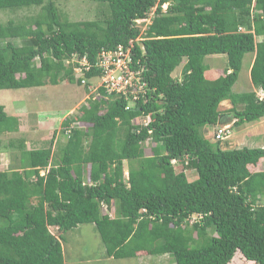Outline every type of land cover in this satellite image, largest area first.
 Returning <instances> with one entry per match:
<instances>
[{
	"label": "trees",
	"instance_id": "1",
	"mask_svg": "<svg viewBox=\"0 0 264 264\" xmlns=\"http://www.w3.org/2000/svg\"><path fill=\"white\" fill-rule=\"evenodd\" d=\"M99 1L102 17L71 21L52 0H0V10L41 6L0 23V89L81 83L66 63L74 53L87 56L93 78L99 52L135 40V21L155 9L133 50L146 94L131 101L102 89L62 122L56 151L53 131L49 146L23 147L0 170V264H65L62 233L85 223L118 259L144 250L176 264H228L239 253L264 264V170H250L264 161V147H233L206 133L226 113L237 126L264 118V0ZM248 52L255 89L234 92ZM213 54H225L227 67L209 77L205 57ZM18 125L0 103V135ZM194 215L201 218L191 222Z\"/></svg>",
	"mask_w": 264,
	"mask_h": 264
},
{
	"label": "rangeland",
	"instance_id": "2",
	"mask_svg": "<svg viewBox=\"0 0 264 264\" xmlns=\"http://www.w3.org/2000/svg\"><path fill=\"white\" fill-rule=\"evenodd\" d=\"M49 0H45L48 2ZM63 15L71 21L77 20H91L102 17L101 9L102 2L99 0H52ZM168 3H165L163 8L166 9ZM41 12V6H31L19 10L3 9L0 10V23L7 22L9 19L25 20L32 15ZM151 12H155L153 9ZM144 27V25H143ZM141 30V27H139ZM142 31V30H141ZM141 34V32L139 33ZM15 42L20 43L17 39ZM254 57V53L248 52L245 54L242 67L239 72L238 80L233 86L234 92H248L254 90L253 83L250 77V63ZM205 63L208 67L216 68L219 71L227 67V57L225 54H213L205 57ZM173 76L180 80L182 78V65L177 68ZM77 78H79L77 76ZM95 95L97 94V86L95 85ZM89 89L79 82H70L68 80H61L58 84L48 83L41 87L21 88V89H0V103L5 106L7 113L13 117L19 118V125L17 131L6 132L0 135V146L2 147L0 170L9 167L11 161L18 162L21 149H34L44 146H49L51 143L53 131H57L55 140L53 141V150H57L61 144L65 142V137L62 131V122L65 118L77 114L80 106L85 104L88 100ZM231 107L230 102L223 101L220 105L222 111H227ZM224 124L230 123L231 133L225 138L233 147H262V139H256L259 135L261 137V127L264 122H260L256 130L257 136L253 139L252 135L246 138L245 126H237L233 122L232 115L226 113ZM253 123V122H252ZM208 126L206 133L210 138L213 137L214 132L218 126ZM253 134V133H252ZM255 134V133H254ZM223 141V142H224ZM177 172L185 171V166L180 161L174 164ZM261 165L257 164L251 167L252 172L260 170ZM263 169V168H262ZM261 169V170H262ZM125 172H128V164L125 163ZM43 174L44 171H41ZM189 180L197 177V172L193 169H186ZM104 212L114 214V209L104 208ZM53 233L59 235L62 232L56 228L51 227ZM62 244L64 247V256L67 264H100L104 261L106 264H134L136 259H116L112 261L105 260L106 247L103 243L95 224L85 223L72 230L62 233ZM216 235V234H215ZM149 254L145 252V255ZM157 260H166V264H176L171 255L154 256ZM100 260V261H99ZM81 262V263H80ZM102 264V263H101ZM228 264H256L254 261L245 260L239 253H236L233 259Z\"/></svg>",
	"mask_w": 264,
	"mask_h": 264
},
{
	"label": "built area",
	"instance_id": "3",
	"mask_svg": "<svg viewBox=\"0 0 264 264\" xmlns=\"http://www.w3.org/2000/svg\"><path fill=\"white\" fill-rule=\"evenodd\" d=\"M154 13L150 12L148 17L137 19L135 21L137 27H141V34L130 43L125 45H119L115 49H102L97 57L96 67L100 73L93 78H87L85 72L90 71L92 65L87 56L80 57L79 54L74 53L66 60L67 65L72 66L73 70L81 79V84L89 89V95L87 99H96L102 96V89L110 95L123 96L127 100L138 99L141 94H146V82L143 81V71L145 70L140 65V60L136 61L138 67H135L134 48L135 42L140 41L144 32L149 28L152 23ZM144 25V27H143ZM240 30H243L240 28ZM95 85L97 86V94L95 95ZM258 97L264 98V92L259 90ZM128 108V106H127ZM232 125L230 123L222 124L218 126L214 132V137L218 139H224L231 133ZM173 164H176L175 159L172 160ZM201 217L194 215L191 222H195Z\"/></svg>",
	"mask_w": 264,
	"mask_h": 264
},
{
	"label": "crops",
	"instance_id": "4",
	"mask_svg": "<svg viewBox=\"0 0 264 264\" xmlns=\"http://www.w3.org/2000/svg\"><path fill=\"white\" fill-rule=\"evenodd\" d=\"M253 60H254V57L251 59V63L253 62ZM251 63H250V65H251ZM217 72H218V69H216V68H211L210 69V67H209V69H208V71H207V75H209V77H215L216 76V74H217ZM255 89V88H254ZM225 117H221V119H220V122L222 123V124H224V119ZM260 122L261 123H263L264 122V118L263 119H261V120H259V121H255V122H253V123H250L251 125H246L245 126V135H246V138L248 137V135H252V137H250L251 139H253L255 136H257V132H256V130H253L254 128H257L258 127V125L260 124ZM259 128H260V125H259ZM261 137L258 135L257 136V138L256 139H262V143H263V146L262 147H264V126H262L261 127ZM253 133V134H252ZM255 133V134H254ZM27 149H29V148H27ZM261 168H260V170L262 169V170H264V161L263 162H261ZM145 252L146 251H144V250H142V251H138L137 253H136V255L134 256V257H131V258H134V259H136L135 261H134V264H166L167 263V261L164 259V260H162V259H160V260H157V259H155L154 258V256H156V255H152V254H146L145 255ZM165 255H170V254H161V256H165ZM160 256V255H159ZM105 258V260H107V262L108 261H112V260H116V259H118V258H115L114 256H109L107 253H106V256L104 257ZM122 259V258H121ZM124 259H127V258H124ZM100 261V260H99ZM103 262L104 261H101V263L103 264ZM81 263V262H80ZM100 263V264H101ZM65 264H67V262H66V260H65ZM104 264H106V263H104Z\"/></svg>",
	"mask_w": 264,
	"mask_h": 264
},
{
	"label": "clouds",
	"instance_id": "5",
	"mask_svg": "<svg viewBox=\"0 0 264 264\" xmlns=\"http://www.w3.org/2000/svg\"><path fill=\"white\" fill-rule=\"evenodd\" d=\"M221 124H222V123H221ZM176 161H177V160H176ZM177 163H178V161H177ZM177 163H176V164H177ZM172 164H173V163H172ZM173 165H174V164H173Z\"/></svg>",
	"mask_w": 264,
	"mask_h": 264
},
{
	"label": "water",
	"instance_id": "6",
	"mask_svg": "<svg viewBox=\"0 0 264 264\" xmlns=\"http://www.w3.org/2000/svg\"><path fill=\"white\" fill-rule=\"evenodd\" d=\"M219 124H221L220 119H219Z\"/></svg>",
	"mask_w": 264,
	"mask_h": 264
}]
</instances>
